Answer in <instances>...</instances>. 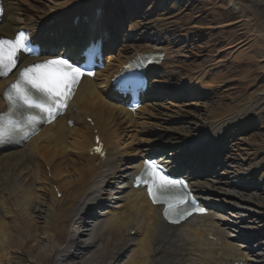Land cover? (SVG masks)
<instances>
[{
	"label": "bare ground",
	"instance_id": "bare-ground-1",
	"mask_svg": "<svg viewBox=\"0 0 264 264\" xmlns=\"http://www.w3.org/2000/svg\"><path fill=\"white\" fill-rule=\"evenodd\" d=\"M220 2L228 5L233 12L240 13L251 33L245 41L249 49L234 59L244 57L254 63L255 54L261 53L257 58L262 64L264 0ZM1 8L3 22L0 23V37L12 39L19 31H28L32 43L38 44L41 52L38 58L21 57L16 70L7 79H0V114L7 111L5 89L16 79L23 66L56 58L63 52H79L85 44L99 38L103 41V51L116 52V55L109 56L117 65L109 64L111 62L104 57L108 65L96 74V79L101 77L105 90H99L94 80H83L64 116L42 127L22 149L0 157V162L8 163L0 165V255H6L8 249L21 245L26 239L35 240L40 232L46 236L49 242L46 248L50 249L41 257L48 262L53 260V264H67L71 259L80 261L70 264H115L123 257L126 260L124 264H190L189 245L194 246L202 256L200 264L209 260L212 264H222L229 258L231 264H264V146L246 161L248 169L245 176L251 180L255 178L260 184L256 189L259 195L253 198L235 196L229 189L221 190L218 188L222 184L220 178L212 177L213 174L205 175L210 169L205 164H221L220 156L228 138L225 135L227 128L233 125L240 130L244 123L247 128L253 115L264 104V84L232 106L212 109L206 105L203 122L198 126L172 129L171 135L161 134L155 140H145L146 147H141L140 143L129 152L123 151L118 147L116 138L121 131L124 132L123 125L134 128L136 122L134 115L126 109L124 100L113 92L109 84L112 74L117 71L114 68L123 66L125 61L137 54L146 57L154 54L153 60L157 65L153 62L147 74L149 77L154 75L155 81H159L167 68L173 69L175 74L187 68L188 76L184 80L190 89L187 94L177 90L179 88L167 87L171 86L167 83L156 89L157 92L162 91L159 95L165 98L181 93L188 102L198 96H206L204 91L211 96L210 84H225L227 81L224 64L215 67L218 71L215 78L209 75V69L215 65L205 63L203 68L197 67V71L189 69L190 65L186 66L190 46L184 43L185 36L178 38L180 9L175 0H1ZM152 13H155L154 27H150L149 22H142ZM135 16L139 19L134 21L135 24H129ZM126 22H129L131 30L134 29L133 36L128 35V39H135L136 42L149 40L150 44L141 46L132 42L133 45H129V41H120ZM159 28H164V31ZM145 31H152V34L146 36ZM119 42H122L120 46ZM237 44H231L229 48ZM198 49L209 54L205 59L212 57L210 53L213 49ZM141 110L145 111V108ZM193 111L180 107L175 113L176 117L192 119ZM156 112L161 113L159 109ZM88 118L92 124L86 122ZM68 122H72L73 126L69 127ZM148 136L153 137L151 134ZM95 138L103 146L102 154L92 151ZM163 147L172 150L166 162H172L175 171L184 170L195 197L210 210L208 216L193 217L179 226H168L161 219L160 208L152 207L143 191L132 189V177L137 174L138 165L147 154L151 157L157 153L165 156ZM43 166L48 170L44 171ZM46 173L51 176L45 177ZM65 177L68 179H62ZM40 182L50 191L46 200L38 193ZM53 188L58 190L54 192ZM58 193H61L60 199L56 197ZM223 197H234L240 207L237 218L244 226L241 231L238 230L236 237L251 240V244L241 245L248 247L250 259L236 250L239 247L234 250L229 247L223 231L216 227L214 221L220 218L221 211L218 201ZM103 203H110L112 207L107 211V217L100 220L102 211L98 213L95 208L105 205ZM8 215H11L10 220H6ZM253 217L260 222L258 227H253ZM37 218L41 223L36 221ZM131 231H135L134 238H130L129 234L127 239L122 240L123 234ZM121 241L125 243L120 248ZM126 241L130 242L129 246H126ZM218 242L220 248L215 247ZM81 244L83 247L79 246ZM77 250L80 251L74 256L71 251ZM86 254L88 262L83 259Z\"/></svg>",
	"mask_w": 264,
	"mask_h": 264
},
{
	"label": "rangeland",
	"instance_id": "rangeland-1",
	"mask_svg": "<svg viewBox=\"0 0 264 264\" xmlns=\"http://www.w3.org/2000/svg\"><path fill=\"white\" fill-rule=\"evenodd\" d=\"M175 2L177 7L180 9V17L182 16L181 19H179L180 17H178L177 19L178 38H184L185 36V38L187 39L186 41H184V43L189 44L190 46V54L187 55L189 58L185 60L186 66L190 65L191 67L189 69H192V71H197L200 66L203 68L205 63H208V65L210 66L215 65L214 67L209 69V75H211V78H215L218 74V71L215 70V67L224 64L227 68V81H225V84H210V93L212 94L211 96H209L208 92L204 91L206 96L203 95V97L200 96V98L198 96V98H194L192 101L188 102L189 100L182 98V96L180 95L182 91L186 92L187 94L190 90L186 86V81H184L188 76V73L186 71L187 68H183L180 73L176 74L174 73L173 69L167 68L162 77L159 78V81H155L151 77L150 83L152 87L158 88L162 84L167 83L168 85H171L167 87L171 89L179 88L177 90H180L181 93L176 94L173 99H168V97L165 98L161 96L160 98H158L159 100L153 99L150 102L145 101L144 103H142L141 108H145V111H142L140 108L136 112L134 116L136 126L134 128H131L127 124L123 125V127L125 128L124 132L121 131L118 134V138H116L118 147L123 151L129 152L131 149L137 148L138 144L140 143L141 147H146L147 143L144 142L145 140H155L156 137L161 134L171 135L172 129H177L179 127L193 128L195 126H198L203 122L202 117L206 113V105H210V108L212 109L216 107L226 108L232 106L234 103H236L237 100L246 98L248 95H252L253 91L256 90V88L260 87L261 89L262 84H264V68H260L264 66V62H262V64L259 63V59L257 58V56H260L261 53L255 54L256 57L254 63L248 62L244 57L239 60L234 59L236 55L245 53L249 49V44H246L245 41L246 38H248L251 34L249 28L244 22V17H241L240 13L233 12L228 5L224 6V4L220 2V0H175ZM155 13H152L145 17L142 22H149V26L154 27L155 20L153 19L155 17L153 18V16H155ZM161 13L163 12L161 11ZM136 17L131 20L130 23L126 22L125 29L121 31L120 34L122 36H120V41H129V45H133L132 42H135V44H139L141 46L142 44L149 45V40L136 42L135 39H128V35L133 36L134 30L130 29L129 24H135L134 21L136 19H139L138 17ZM192 28H194V30H192ZM159 29L161 31H164V28ZM204 29L208 30L203 31ZM196 31L198 33H196ZM151 32L152 31H145V33H147L146 36L152 34ZM122 42H119V45ZM231 44L237 45L230 49L229 46ZM163 45H165V43H163ZM163 45L162 47H164ZM205 47H207V49H213V51L210 53L212 59H205V56L209 54L205 53V50L203 51L202 49H198ZM109 61L111 62L109 64L117 65L112 57L109 58ZM107 65L108 64H106V66ZM165 79L168 82H166ZM97 82L100 83L101 81L99 80ZM226 85L229 86L226 87ZM224 91H228L227 94L223 95L222 93ZM212 96H214L215 99ZM216 96H218V98ZM180 107L181 109L186 108L194 110L192 119H182L180 117H176L175 112H177L178 108ZM156 109H159L161 112L160 114H163V116H160V114L156 112ZM170 111L172 112L170 113ZM155 118H161L164 121H158ZM249 122L251 123H249V126H247V128L245 125L246 123H244V126L240 130L233 125L227 128L225 135L228 138L227 144L225 145V150L220 156L222 160L221 165L215 166V169L213 168L216 172L214 176L221 179L222 184L218 186L219 189H229L230 192H234L235 196H241L244 198H253L256 195H259V193L256 191L257 186L260 185L258 184V180H256L255 178L252 180L249 179L245 176V173L248 169L246 163L247 159L251 158V156L255 154V151L259 147L264 146V104H262L258 108V111H256V114L253 115L252 120H250ZM148 134L153 135V137H149ZM13 150L14 149L12 148L1 149L0 157L6 153L12 152ZM4 164L8 165V163L6 162H0V165L4 166ZM43 170L47 171L48 169L44 168L43 166ZM50 176V173L45 174V177L47 178H49ZM58 178L59 180H61V176H59ZM66 178L67 177L62 179ZM223 183H225V185ZM229 185H231L232 187H230ZM38 189V193L44 197V200H46L47 197H50V191L47 189L44 183L40 182L38 185ZM53 189L54 192L57 190V188ZM106 190H109V188H107ZM57 199L60 198L57 197ZM234 200V197H223L221 201H218L221 205L222 211H220L219 214L220 221H215L216 226L221 229L225 237H227L226 243L233 250L236 249V244H242L238 239H235L234 237L239 234L238 230L241 231L242 227L244 226L243 224H241L242 222H240V219L237 218L239 215L238 211L240 210V207L236 205V201ZM9 202L12 203L11 200ZM95 211H102L107 213L108 208L96 207ZM106 213L101 214L99 219H105V217H107ZM10 218L11 215H8L6 220H10ZM255 218L256 217L252 218L253 227H258L260 222L257 220V218ZM36 221H38V223H41L38 218ZM79 231H82V229ZM133 232L134 231H132L131 233ZM129 234V232L123 234L122 240L127 239ZM37 235L38 236L35 240L26 239L22 242L21 245H15L8 249L6 255H0V264H53V260L48 262L46 258L41 257L44 252L48 253L50 250L49 248H46V246L49 245V242L46 240V236L41 235L40 232H38ZM130 238H134V234H130ZM209 241L211 240L209 239ZM122 243L125 242L121 241V243H119L120 248V245ZM129 245L130 242L127 243L126 241V246ZM79 246L83 247V244ZM219 247V245H216V248ZM189 250L190 264H200L202 256L200 255L199 251L191 245H189ZM79 251L80 250L71 252H73V255L76 256L75 252ZM238 251L246 259H250L248 253L244 249H242V247H240ZM69 254L72 253L69 252ZM87 256L88 254L84 255L83 259L88 262ZM73 260H69L67 264L80 261V259H76L78 261ZM125 261L126 260H124L123 257L120 258L115 264H124ZM209 262L212 264L211 260L207 261L206 264H210ZM103 264L107 263L103 262ZM222 264H231L230 258L227 259V262L224 261Z\"/></svg>",
	"mask_w": 264,
	"mask_h": 264
},
{
	"label": "snow or ice",
	"instance_id": "snow-or-ice-1",
	"mask_svg": "<svg viewBox=\"0 0 264 264\" xmlns=\"http://www.w3.org/2000/svg\"><path fill=\"white\" fill-rule=\"evenodd\" d=\"M33 51L24 31L17 33L14 39L0 37V77H6L17 67L20 53L31 54ZM84 74L82 68L62 56L21 68L17 79L5 89L8 108L0 114V143L17 132L26 134L43 116L54 118L67 106ZM5 117H8L7 121ZM136 179L148 187L154 203L165 205L163 214L170 222L178 223L191 214L186 196L177 197L175 194L178 185L183 187L181 182L163 174V169L154 160L145 161ZM197 210L200 213L205 211L202 208Z\"/></svg>",
	"mask_w": 264,
	"mask_h": 264
}]
</instances>
